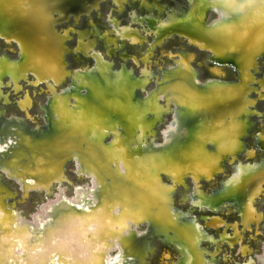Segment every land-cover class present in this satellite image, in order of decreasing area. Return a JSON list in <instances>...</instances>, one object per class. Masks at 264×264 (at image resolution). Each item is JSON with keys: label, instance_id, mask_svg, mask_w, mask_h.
Returning a JSON list of instances; mask_svg holds the SVG:
<instances>
[{"label": "rangeland", "instance_id": "obj_1", "mask_svg": "<svg viewBox=\"0 0 264 264\" xmlns=\"http://www.w3.org/2000/svg\"><path fill=\"white\" fill-rule=\"evenodd\" d=\"M80 1L83 2L82 3L83 8L89 7L90 6L89 3L91 1H92L91 4H93V6L92 8H90L91 9L90 12L81 13V15H79L77 19L74 16L75 12L65 15L60 12L53 11L54 13L52 14V17H50V20L54 22V25L53 27H51L52 29L48 31L49 32L48 34L51 35V40L48 38V36L42 35V33H41L40 39L37 40L36 38L37 37L39 38V36H35L37 35L36 34L37 32L35 31L36 27L32 25L28 28L29 31L24 34V37L25 38L27 37L30 39L34 37L33 40H35V44H36L35 46H37L35 48H38V49H35L34 51H31V52L27 51L26 56L24 55L25 57L23 59V62H24L23 65L27 63L26 64L27 69H25L23 73L15 75L12 72H10L7 68L11 66V63H15L18 61L19 51H21V46H24L23 42H25L26 44V40L24 39L25 40L24 41L22 39L23 40L22 41L20 39V41H18L19 39L17 40L15 38L16 36L15 31L12 33H9V35H6L8 32L6 34L0 32V58H3L5 60V63L3 65L4 67L2 65L0 66V72H1L0 73V84L2 83L0 85V92H1L0 93V117H2V119H0V132H1L0 137L3 135L4 137H6V138L1 137L2 141L0 140V148L2 149H0V155L1 157L3 155L2 158L4 159L5 157L8 158V160H5V163H3V165L0 164V191H1L0 192V207H1L0 213L3 212L1 216L2 219L1 218L0 219L1 221L4 220L2 221L3 223L0 221V229H1L0 230V237H1L0 245L2 243V245L0 246V251L2 252V253L0 252V256H1L0 264H3V263L5 264H35L39 260H41L39 261L40 263L37 262L36 264H42V263L44 264L45 262L46 264H52V263L58 264V262H61L62 264H75L77 262L78 264H80L79 261L80 262L83 261V263L81 262V264H87V263L89 264H132L136 262H138V264H179L181 260H183V256H184V252L186 248L187 250L193 252V254H196V257H195L196 260L192 262L191 264H202V263H207V264L208 263L209 264H264V259H263L264 258V183L261 185L260 192L254 201L253 219L247 224H245L242 221L241 213L238 207L229 200L224 201V203L220 204L216 208L206 207L204 205L198 204L194 200L196 195L198 194H203L204 196H211L214 191L221 189L224 181H228L234 177L238 162H241L244 165L245 164L248 165L249 163H252L253 165L255 163L262 162L264 159V149H261L258 145H256L257 136L259 134L264 135V56L260 57L256 61L254 67L248 68V70L250 69V71L248 72H250V76L252 80L249 81L250 93L246 97V100L252 101V104L249 105V108L253 110V113H252L253 115L249 116L248 121L250 122V127L248 130V134L244 136L243 140H241L240 145L242 149H240V152L238 151L235 156H233L230 153H227V155H225L227 157L222 164V168L220 169V171L216 172L212 177L195 178L192 174H187V175H183L178 178L177 176L172 175L168 171L160 172L158 168L160 167V164L162 163V161L165 160V158L169 157V155L173 156L177 160L183 159L184 157L189 155L187 154L188 152H185V151L180 152L178 149L179 144L177 143L175 139L176 127L178 124H176V127L174 126L173 128L175 111H177L178 108L182 106L181 103L184 102L182 100H185L186 103L196 101L198 105L199 104L203 105L205 102H208V101H216L215 98H213L216 94H210L208 92L204 93L203 90H200L197 94L195 93L191 94L188 89H186L187 91L185 90V87L184 89L182 87H177L174 89L167 88L165 90L171 91V94H173V96L171 95L172 97L170 99L166 98L165 100V98L163 97L165 96L164 94H166L165 90L161 93L160 92L158 93V90L156 88V85L159 79L158 75H159L160 70L162 68H164L165 70L166 69L168 70L172 66H176L179 63L180 65H186L187 63V66L190 67V69L195 72V75L199 83H204L212 79L222 80V81L225 80L224 82H234V83L236 82L237 83L241 80L238 72L235 69H233L229 64H220V63L215 62L211 58L210 49L198 43L191 42L189 39V36L180 34L178 31H175L173 32L172 35L165 37L161 45H158V43L154 41L155 33L149 27L148 18H150L154 26H158V23L166 22L168 19V15H167L168 13H172L174 19L184 18L186 13L182 14V9L185 8L186 6V0H121L120 3H117L114 0H91V1L90 0H80ZM211 1L213 0H200V2L204 4H210ZM70 5H71V2L69 5L66 6V8L68 9ZM217 14H218V11L215 8L210 7L209 9H207L206 12H204V15L201 21L202 26L203 27L207 25L210 26L214 22L215 18L218 16ZM130 29L132 30L131 36L123 35L124 30L129 32ZM17 31L20 32L21 30L17 29ZM52 35L53 37H55L54 38L55 41L56 40L59 41L60 37L64 39L63 46L66 49V52L63 54V57L62 58L56 57L58 59H56L55 61H54L55 55H53L52 60H48L50 56L46 58L47 59L46 60L43 54L42 56L37 57L39 53L36 50H39V49L41 50L43 49V47L45 48V45L47 46L43 50L46 51L47 49V52H49L50 54H52L53 51L57 48V45H55L57 44V42L53 41ZM135 37L136 39H133ZM31 43L33 44V41H31ZM81 43L84 44V46L86 47L85 49H82L79 47ZM187 55H191L192 57L188 61L183 60L182 56H187ZM95 60H98L99 63L101 62L102 65L100 64L99 68L104 67L106 65H109L114 70H117V69L122 70L124 68L125 71L130 72L132 74V77L135 80H137L140 77L145 78L147 81L144 83V85L145 84L146 85L144 87L141 85L135 86L133 83L128 81V79L120 80L115 83H106V84L100 85V82L102 80L99 76L100 72L96 71L95 69L97 68V66L95 67V62H94ZM48 61H51V62L49 63ZM47 63L49 67L47 66ZM56 65H59L61 68H64V70L66 71V74L64 75L65 77L63 76L61 79L56 78V76L54 75V70H55L54 68ZM223 65H226V66H223ZM51 66L53 67L51 68ZM1 67L3 69H1ZM48 68L51 70H48ZM43 70H47V72ZM79 70L82 71L83 74L81 76L78 75L74 77V73L78 72ZM143 73H144V76H142ZM77 77L78 78L81 77V79L78 80ZM119 77H121V74L119 75ZM95 79L97 80V82ZM122 81H124L123 82L124 84L122 83ZM88 82L92 86H90ZM132 85L135 86L136 88V95L142 100H146L149 97V94L153 93V95L156 98L155 100L157 101V104H158V97H159V104H160L159 107H162V108L158 110L157 107L154 108L150 106H145L144 108H142V110L140 109L138 110L139 111V113H137L138 120L136 123L140 124V126H142L143 130L145 131L143 135L141 136V137H144L145 139V141L143 142L145 143V145L142 144L141 146L144 148V150L138 146H136L137 148L133 147V149H131L133 150L134 153L130 150L128 151L125 150L124 152V150L121 151V149H119L120 154L121 153L123 155L125 154L126 157L127 155H129L128 157L130 158H127L126 160L127 161L129 160L130 163L129 161L127 162L126 160H123L124 156L122 155L123 158L119 160L123 164V166L117 168L112 158H110L112 154H107V153H104V151H102V150H105V151L107 150V147H104L105 146L104 140H103L104 138H102V140L99 139L100 142H96L95 144V142L92 139H91V142L86 141L88 138L85 139L83 134L78 135L76 132H79V131L73 132L72 134L67 133V131L69 130L68 128L73 122L68 121V119L66 118H69V116H71L73 111L78 113V114L75 113L76 116L80 115V113H82L85 108V106H82L81 102L86 101V104H87V102H89L88 96L90 94L104 93L101 95L109 97V100L105 102V105L110 109L106 111L105 115H107V113L109 112L108 115L112 117L111 119L114 122L117 119L118 120L121 119V117H122V120H124L123 116L124 117L127 116V118L129 119L131 117L130 114L132 113L133 115V112L130 113L131 111L130 109H132L133 104L131 103H130L131 105H129V103H127L128 105L125 104V102L128 101V99H126L128 97H125V96H127L126 95L127 88L131 87ZM70 86L72 87L77 86L76 87L77 89L74 87L75 91L65 96L64 98H62L61 102L63 104H66L67 102L68 104V105L66 104L67 109L70 108L71 112L69 110H66L67 113L66 111H63L62 114L64 116H62V114L58 113V109L56 107L55 110L47 113L46 107L48 104H50L49 101L52 99V97L54 98V97L63 96L65 91L69 89ZM92 88H94V90ZM88 89H90V91L92 92H90ZM75 96H77L80 99L79 101L80 103L79 105L81 106V107L79 106L80 109L79 107L76 106ZM167 96H170V95L168 94ZM122 97L124 98L125 101L123 100ZM119 100H123V101L121 102ZM57 101L58 102H55V105H57L56 103H60L59 100ZM108 101L109 103H111L110 106H108ZM73 103L75 106H72ZM122 103L125 104V106H122L123 105ZM113 104H116V107H114ZM87 105H89V103ZM125 107L126 109H124ZM152 109H154V111H151ZM156 111L158 112L160 111V112L157 113ZM69 113L70 115L68 116L67 114ZM127 113L128 114L130 113V114L127 115ZM51 114L52 116L53 115L54 116L52 117ZM75 115H72L73 117H70V118L73 119ZM119 115H121V117H119ZM153 116L155 117V119ZM45 117H47V119ZM210 117L213 118V115L211 114ZM52 118L54 121H52ZM76 118L77 117H75V119ZM11 120L12 122H15V123H12ZM141 120L143 122H140ZM226 121L227 119L224 120V122ZM8 123H10L11 126L8 125L10 127L6 128V125ZM52 123L54 125H51ZM14 124L15 126L18 125V127L16 128ZM61 124L62 126H60ZM96 124L97 125L99 124L98 125L100 126L99 128L102 127L101 123L98 122ZM46 125H49V126H46ZM97 125L95 127H98ZM59 126L62 128V130H63V127L65 126L64 130L62 131ZM55 128L57 130H55ZM199 128H200L199 131L198 129L196 130V139L199 140L198 141L199 143L201 142L200 144L202 145L205 153L207 152L211 154L213 157L218 156L220 154L219 148L216 147V145L211 140H207L204 137L208 131V128L205 127L204 125L199 126ZM17 129L21 131L17 132ZM59 129L62 131V133ZM52 130H55L56 133L58 134H56L55 131H52ZM123 131L126 132L127 129L124 128ZM125 132L122 133L121 135L122 138L126 135ZM83 133H85V131H83ZM16 134H18V137ZM31 134H33L34 137ZM54 134L57 136L61 135L60 137L62 138H59L57 136L55 138ZM29 135L32 136V139H29ZM53 135H54V138H53ZM75 136L76 137L79 136V137L75 139L76 142L74 144V142H72L69 137H72L73 139V137L75 138ZM68 138L70 140V141L68 140L69 144L71 143L70 145H72V149L70 145L66 143L68 142L66 141ZM3 139H6V140H3ZM55 139H58V140L54 141ZM30 140L31 142L29 144L28 141ZM44 140L46 141L48 147L42 145L45 143ZM107 140H105L106 145L113 141V140L109 141V139ZM15 142L17 143L16 144L17 148H15V146L13 145L15 144ZM51 142H52V145L50 144ZM63 142L65 143L63 144ZM208 142L210 144H208ZM26 143H28L29 145ZM8 144H12V148H10L11 145H8ZM87 144H89L90 146ZM19 146L20 147L23 146L24 148H20ZM99 146H102V147H100L99 149L98 148ZM4 147L6 148L7 152L4 151L5 150ZM66 147L68 148L65 149ZM79 147H80V150L83 151L84 155H82V153H79L80 151ZM88 147L91 148L89 152L87 151ZM120 147L122 146L119 145L118 148ZM28 148H29V152L31 150V153L35 154L33 155V158L32 156H30L32 154L29 155L28 154L29 152L28 153L26 152L28 151ZM58 148L59 149L62 148L63 150L62 149L58 150ZM94 148L95 150H93ZM8 149L10 150V152ZM32 149L34 150L36 149L35 151L36 153L32 152ZM76 149L78 150V155L81 154V157H78ZM138 149L140 152H138ZM2 151H4L5 153H3ZM13 151H16L18 153H15ZM19 151H21L22 154H19L20 153ZM53 151L55 152L57 151L56 152L57 154L54 153ZM23 152L24 154H27L25 157H24ZM37 152L39 153L37 154ZM126 152L127 153L130 152V153L126 154ZM94 153H95V156L93 155ZM135 153L136 155L139 154L138 155L139 157H137ZM14 154L16 157H14ZM39 154L43 155L44 157L42 156L40 157ZM87 154L88 156H86ZM130 154H132V157ZM145 154H147L146 156L148 157L146 160H145L146 158ZM21 155H23L22 157L24 159L21 157ZM28 155H29V160H28ZM45 156L47 158L46 160H45ZM53 156L54 157L56 156V158H54ZM82 156L84 157L82 158ZM89 156L94 157L96 159L93 158L94 160H91V162L88 163L87 162L88 160L86 159H89L90 158ZM30 157L31 159H34V161L31 160ZM25 158H27V160ZM133 158L135 159L133 160ZM49 159L55 160L56 162L57 161L58 162L55 163L54 165L55 161H53L52 163V161H50ZM23 160L24 161L26 160L25 164ZM35 160L37 161L35 162ZM60 160L63 162L60 163ZM18 161H20V163ZM30 161H33V164L35 165H33ZM45 161H48V162H45ZM26 162L27 164H30L28 166H30L31 168L27 167ZM23 164L26 166L25 169L23 168L24 167ZM39 164L40 165L42 164L40 166L41 168L39 167ZM50 164L52 165L50 166ZM129 164H131V166ZM132 164H135V166L133 167ZM127 165H128V169L126 171ZM55 167L60 168L59 169L60 171L56 170L57 172H54V173L51 172L53 174L52 175L53 178H52L50 171L58 169ZM5 168L6 170H4ZM22 168H23V172H21ZM33 168L34 169L37 168V169L34 170ZM110 168H112L113 171L112 170L110 171L109 170ZM29 170H31L32 172L31 171L29 172ZM41 170H42V173L44 174L40 175ZM47 170L49 172H47ZM102 170H105L104 172L107 171L106 172L107 175H105V173ZM119 170L122 172L120 173ZM29 173L30 174L32 173L31 176L29 175ZM56 173L58 176L56 175ZM118 173L120 174V176L118 175ZM33 174H34V177L32 176ZM48 174H50V176ZM11 175L12 177H9ZM24 175H28L27 178L30 179L31 177V179L28 180L25 176V179H26L25 180ZM54 175H56L57 177ZM108 175H110L109 178H108ZM116 176H119V177H116ZM124 176L127 177V180H125L126 178H124ZM132 176L134 178H131ZM21 177L23 178L22 180H21ZM101 178H103V180H105L106 183L102 182ZM126 181H128L129 183ZM128 185L130 186V188L131 187L132 188L130 189L129 187H127ZM134 185L136 187H134ZM1 186L6 187V189H4V187H1ZM120 187L124 189L123 193H125L127 197L121 193L122 188ZM8 189H10V191ZM126 189H128V191ZM170 190H171L170 204H171L172 214H170L169 211L166 209V206L164 203V201L169 196ZM8 191L10 193L12 191V193L8 195L9 194ZM115 192H116V195L113 194ZM107 195H108V198L106 197ZM117 195H119L120 198L119 197L116 198ZM185 195H187V197ZM110 196L112 197L113 204L116 202L114 199L116 200L118 199L116 204L114 205L112 204ZM121 196L123 197L121 198ZM132 196L136 197L137 203L133 202L135 201L134 200L135 197H132ZM137 198L138 199L142 198L143 202L141 201V203L139 202L138 204V201L140 200H138ZM77 199H78V202H77ZM126 199H129V200H127L126 202L125 201ZM70 201L71 203L68 204V202ZM5 202H6V205H5ZM66 202L72 209L66 204ZM121 202H123L124 206ZM57 203H59V205ZM60 206L62 207L61 211L58 210ZM64 209L66 210L69 209L70 211L69 210L65 211ZM44 211L46 212L44 213ZM68 211H69V214L67 213ZM78 211L79 212L81 211L80 213L82 214H80ZM85 211L87 212L86 215H85L86 213ZM141 211L146 212L147 215L142 221H139L138 215L139 213H141ZM62 212L64 213L62 214ZM123 212L126 214H124ZM56 213L59 216L61 215L60 216L61 218H59L58 215L56 216L55 215ZM88 213L90 214V216H92L91 217L92 220L88 219L90 217ZM111 213L112 214L114 213V215L112 216ZM121 213L124 214V215L122 214L123 217ZM257 213H259V215ZM64 215L69 217V219L66 220L67 217ZM105 215H107V217ZM125 215L129 216V218L124 217ZM3 216L5 218H3ZM57 217H58V220H57ZM62 217L66 221L62 219ZM72 217L74 220L72 219ZM98 217L102 219L100 220ZM112 217H116V219L118 218L120 219L117 221L116 219L114 220V218ZM49 218H50V221L53 220L52 222L53 224L56 221L57 225L54 224L56 229L53 226V224L49 222ZM76 218L78 220H75ZM59 220L60 221L62 220L63 224L61 222L60 224L59 222L57 223V221ZM70 220L74 222H71ZM64 221L66 222V224H64L65 223ZM108 221L109 223L110 221H112V223L116 221L118 224L120 222L119 224L120 227L119 228L116 227L117 223H114L113 226H111L112 223L108 224ZM213 221H216V222H213ZM48 222L49 224H51L52 227L49 225H46L48 224ZM174 223H175V227L176 226L184 227L188 229L187 231L193 232V234H195L194 236H192V240H194V243L187 245L185 249L181 248L180 245H178L177 242H175L171 238V237L176 236L175 233L173 232L175 227H172ZM107 224L110 226H108ZM22 225L25 228H23ZM28 225L31 227V229ZM60 225H62L63 227ZM26 226H28L29 228ZM59 226L62 227L63 230ZM21 227H22V231H24L23 233H21L22 231L19 229ZM69 227L70 229H68ZM106 227L107 229H104ZM166 227L168 228L166 229ZM9 228H11L13 231ZM46 228L48 230H45ZM50 228H52V231L54 230L55 231L49 232ZM158 228H161L160 230L162 234L160 236L156 235V232H158ZM28 229L29 231H27ZM58 229L60 230V233H58ZM114 229H116V231H114ZM61 230L64 231L63 233H65V235L61 234L62 232ZM69 230H72V231H69ZM43 231L44 232L46 231L48 235L44 233ZM18 232L21 233L22 237L19 236ZM42 232L43 234H45V236L42 234ZM55 232L57 233V235ZM95 232L98 234H95ZM34 233H35V236L38 234L36 238L35 236H33ZM52 233L53 235H51ZM120 234L122 236H120ZM67 235H68V238L66 237ZM117 235L120 237H118ZM3 236L5 238H3ZM41 236L45 237V238L42 237V239H45L43 240L45 241L43 242L44 244L42 243V240H40ZM47 236L50 237V240H49V237L47 238ZM52 236H54V239L51 238ZM57 236L64 237V238L60 239ZM15 237H16V240H15ZM11 238L12 239L14 238V240H12ZM18 238L21 241L18 240ZM37 238L39 240H37ZM69 238H72V239H69ZM77 238L78 239L80 238L79 240L82 239V241L77 242L79 241ZM89 238L91 240H89ZM115 238L117 239L115 240ZM6 239H8V241ZM32 239H35V240H32ZM55 239H58L57 241L59 243L56 242ZM48 240L51 242H49ZM63 240L64 242L65 241L66 242L64 243ZM28 241H30L29 242L30 246L28 245ZM36 241L37 243H40V244L38 245ZM67 241L68 243L71 242L69 246L67 245L68 244ZM83 241L85 243H83ZM13 242L16 243L14 244V246H13ZM62 242L64 244L63 246L61 244ZM32 243L34 244L33 248L36 247L35 246V243H36L38 251L40 252L37 251L35 254L34 251H36L37 248H34L32 251L30 249L28 250V248L32 246ZM41 243L43 246L41 245ZM81 243H83V245ZM23 244H25L27 249L26 248L21 249L25 247L23 246ZM80 245L83 246L84 250L82 249V246ZM16 246L17 248L15 250ZM58 246H60L61 248ZM11 247L12 249L14 248L13 250L15 251H13ZM68 247L70 248L68 249ZM64 248L66 249L65 252H63ZM88 248H89V251H88ZM26 250L29 253L33 252L35 255H33V253L28 254ZM47 250L48 251L50 250L51 252H48ZM59 250L63 252V254ZM71 250H72V253H71ZM78 250L80 251L78 252ZM146 250L148 251V253L145 257L142 258L140 255L142 254L143 251L146 252ZM66 251L69 253V255L73 254V256L76 257L77 261L74 260L75 263L72 262L74 257L72 258V255L70 257ZM25 252H27V255H25L26 254ZM54 252L58 255L57 257L59 256L61 257L57 259ZM13 253L14 254L16 253V254L14 255ZM37 253H41V255H37ZM65 253H67V255L70 258L69 257L67 258V256H65L66 255ZM86 253L87 255L85 256ZM131 255L133 256L135 255L134 256L135 258ZM128 257H132L133 259L128 258ZM32 258H35L33 259L34 262ZM11 259H14L15 261L12 260V262L9 263ZM23 259H25L26 262L28 263H26L25 260L23 261ZM83 259L84 260L87 259L86 260L87 263H85ZM69 261L71 263H69ZM181 264H184V261H182Z\"/></svg>", "mask_w": 264, "mask_h": 264}, {"label": "bare ground", "instance_id": "obj_2", "mask_svg": "<svg viewBox=\"0 0 264 264\" xmlns=\"http://www.w3.org/2000/svg\"><path fill=\"white\" fill-rule=\"evenodd\" d=\"M91 1V0H90ZM115 2L117 3H120L121 0H114ZM82 3L80 0H72L71 1V5L70 7H68V9L66 8L67 4H68V1L66 0H0V32L1 33H4L7 34L6 35H9V33H12L15 31L16 33V36L15 38L20 41V39L22 40H26V44L25 42L24 43V46H21V51H19V59L17 62L15 63H11V66L8 67L7 69L12 72L13 74H20V73H23V71L25 69H27L26 67V64H24L23 62V59L24 57L26 56L27 54V51L28 52H31V51H34L35 49H38V48H35L37 46H35V40H33V38H25L24 37V34L27 33L29 31V27L30 26H35V31L37 32L35 36H39V38L37 37L36 39H40V36H41V33L42 35H46L48 36V38L51 40V35L48 34L49 30H51L54 25V22L50 20V17H52V14L57 11V12H60L62 14H70L72 12H75L74 13V16L75 18L77 19L79 17V15H81V13H84V12H90V8H92L93 4L92 1L89 3L90 6L87 7V8H83L82 6ZM210 7H213L215 8L217 11H218V16L215 18L214 22L210 25V26H205L203 27L202 24H201V21H202V18H203V15H204V12H206L207 9H209ZM87 10V11H86ZM54 11V12H53ZM186 13V14H185ZM182 14H185L184 18H181V19H174L173 18V14L172 13H168V19L166 22H161V23H158V26H154L150 20V18H148V24H149V27L154 31L155 33V36H154V41L158 43V45H161V43L164 41V38L167 37V36H170L173 34V32L175 31H178L180 34H184V35H187L189 36V39L191 42L193 43H198L200 45H203L205 47H207L208 49L211 50V58L217 62V63H220V64H229L233 69H235L241 80L239 82H224L222 80H208L204 83H199L198 80H197V77L195 75V72L193 70L190 69V67L187 66V63L186 65H180V63L176 66H172L171 68H169L168 70L162 68L159 72V79H158V83L156 85V88L158 90V93L160 92H163L165 89H174V88H177V87H182L184 89L185 87V90L188 89L189 92L191 94H197L200 90H203L204 93L205 92H208L210 94H216L213 98H215L216 101H208V102H205L203 105L201 104H197L196 101H193V102H190V103H186L185 100H182L184 101L182 104L181 107L178 108L177 111H175V117H174V124H173V128L174 126L176 127V124L177 127H176V141L177 143L179 144H176L178 145V149L179 151H185V152H188L186 157H184L183 159H180V160H177L175 159L173 156L169 155V157L165 158V160L162 161V163L160 164V167L159 168V171L162 172V171H168L169 173H171L172 175L174 176H177L178 178L183 176V175H187V174H192L195 178H209V177H212L216 172L220 171V169L222 168V164L224 162V160L226 159L227 156V153H230L232 154L233 156H235L237 154V152L239 151L240 152V149L241 148V140H243L244 136H246L248 134V130H249V127H250V122L248 121L249 120V116L250 115H253V110L249 108V105L252 104V101L251 100H246V97L249 95L250 93V87H249V81L252 80L251 79V76H250V69L248 70V68H251V67H254L255 66V63L256 61L264 56V0H213L210 2V4H204L202 2H200V0H186V6L185 8L182 9ZM67 17V16H65ZM33 28V27H32ZM17 29H20L21 31H17ZM31 29V28H30ZM40 30V31H38ZM47 30V31H46ZM33 33V32H31ZM131 33H132V30L130 29V31H126L124 30L123 31V35L125 36H131ZM121 36V35H120ZM53 37V35H52ZM137 37V36H136ZM133 38V39H136ZM47 38V37H46ZM55 37H53V41L54 42H57V48L53 51L52 54H50L49 52H47V49L46 51L43 50L46 48L47 45H45V48L43 47V49H39V50H36L39 55H37V57H40L42 56H45V59L48 58L50 56V58L48 60H52L53 58V55H55L54 57V61L58 58L56 57H63V54L66 52V49L64 48L63 46V43H64V39L63 38H59V41H55L54 40ZM42 39V38H41ZM132 39V40H133ZM138 39V38H137ZM22 40V41H23ZM24 40V41H25ZM29 40V41H28ZM12 41V39H11ZM31 41H33V44L31 43ZM46 41V40H44ZM110 41V40H109ZM81 42V41H79ZM47 43V42H46ZM22 45V44H21ZM53 45V44H52ZM152 45V44H151ZM91 46V45H90ZM42 47V46H40ZM80 48L82 49H85L86 47L84 46L83 43H81L79 45ZM153 47V46H152ZM19 48V47H18ZM54 48V47H53ZM45 51V52H44ZM57 51V52H56ZM36 52V53H37ZM35 53V54H36ZM25 55V56H24ZM17 56V57H18ZM36 57V58H37ZM192 56L191 55H187V56H182L183 60H186L188 61ZM47 60V59H46ZM23 62V63H22ZM44 62V61H43ZM49 63L51 61H48ZM95 67L97 66L96 71H99L100 73V78H101V82H100V85L101 84H106V83H115L117 81H120V80H126L128 79V81H130L131 83H133L135 86H145L144 83L147 81L145 78H138L137 80H135L133 77H132V74L130 72H127L125 71V69L123 68L122 70H114L113 68H111L109 65H106L104 67H101L99 68L101 62L99 63L98 60H95ZM5 63V60L3 58H0V66L4 65ZM56 63V62H54ZM190 63V62H189ZM102 65V64H101ZM46 66V64H45ZM47 66L49 67L48 63H47ZM223 66H226V65H223ZM4 67V66H3ZM53 66H51L52 68ZM166 67V66H165ZM1 69H3L1 67ZM47 69V68H46ZM54 75L56 76L57 79H61L65 74H66V71L64 70V68H61L59 65H56L55 68H54ZM48 70H51L48 68ZM45 72H47V70H43ZM68 71V70H67ZM149 71V70H147ZM71 72V71H70ZM1 73V72H0ZM40 73V72H39ZM53 73V71H52ZM83 72L82 71H78L76 73H74V77L75 76H78V75H82ZM121 74V77H119V75ZM52 75V74H51ZM12 76V75H11ZM39 76V75H38ZM54 76V77H55ZM144 76V73L143 75ZM40 77V76H39ZM65 77V76H64ZM213 77V76H212ZM78 78V77H77ZM87 78V77H86ZM92 78V77H91ZM66 79V78H65ZM75 79V78H73ZM81 79L78 78V80ZM93 79V78H92ZM10 80V79H9ZM91 80V79H89ZM96 80V79H95ZM99 80V79H98ZM42 81V80H41ZM72 81V80H71ZM93 81V80H92ZM203 81V80H202ZM73 82V81H72ZM91 82V81H90ZM97 82V80H96ZM124 81H122L123 83ZM126 82V81H125ZM157 82V81H156ZM39 83V82H38ZM86 83V82H85ZM2 84V83H1ZM0 84V85H1ZM88 84L90 85V83L88 82ZM92 84V83H91ZM124 84V83H123ZM122 84V85H123ZM73 85V84H72ZM84 86V85H83ZM92 86V85H90ZM119 86V85H118ZM117 86V87H118ZM130 86V85H129ZM135 86H131L129 88H127V96L125 97H128L126 99H128V101L125 102V104L129 103V105L133 104L132 105V109H130V113L133 112V115L132 113L130 114L131 117L128 119L127 116L124 117L123 114V118L124 120H122V117L121 115H119V117H121V119H117L115 122L111 119L112 117L110 115H105L106 114V111L107 110H110L106 105H105V102L107 100H109V97L108 96H103L101 94H104V93H98V94H90L88 96L89 98V102H87V104L89 103V105L86 104V101H82V106H85L84 110L82 113H80V115H75L76 112H72L71 116L70 113L67 114L69 116V118H66L68 119V121L70 122H73L71 123L70 127L68 128L69 130L67 131V133H70L72 134L73 132H76V131H79V132H76L78 135H82L85 137V139H87L86 141H89L91 142V139L95 142H100V140H102V138H104V147H107V150H102L104 151V153H107V154H112L110 158H112V160L114 161V164L115 166L118 168V167H122L123 164L120 162L119 159L123 158L122 157V153L120 154V151L119 149H121V151L125 150L128 151H132L131 149H133V147L135 148L136 146L138 147H141L142 144L145 145V143H143L145 141L144 137H141L143 135V133L145 132L142 128V126H140V124H137V113H139V109L142 110V108H144L145 106H150V107H154V108H158V110L162 107H159V97H158V104H157V101L155 100V96L153 95V93H150L149 94V97L146 99V100H142L140 99L137 95H136V88ZM75 87V86H74ZM72 87L70 86L69 89H67L65 91V93L63 94V96H59V97H52V99L49 101L50 104L47 105L46 107V112L49 113L53 110L58 109V113L59 114H62L63 111H66V110H71L70 108L67 109V102L66 104H63L61 102V99L64 98L65 96L69 95L70 93H73L75 90V88L77 87ZM86 87V85H85ZM52 88V87H51ZM89 88V86H88ZM148 88V87H147ZM77 89V88H76ZM94 90V88H92ZM141 89V88H139ZM90 91V89H88ZM126 90V89H125ZM187 91V90H186ZM86 92V90H85ZM92 92V91H90ZM150 92V91H149ZM179 92V90H178ZM184 92V91H183ZM1 93V92H0ZM55 93V92H54ZM94 93V92H93ZM165 93L164 94L165 96H163L166 100V98H171L173 96V94H171V91H166L165 90ZM170 96H167L168 94ZM173 93V92H172ZM188 93V92H186ZM141 94V93H140ZM177 94V93H176ZM180 94V93H179ZM172 95V96H171ZM178 95V94H177ZM182 95V94H181ZM190 95V94H188ZM176 96V95H175ZM28 97V96H27ZM86 97V96H85ZM84 97V98H85ZM111 97V96H110ZM118 97V96H116ZM121 97V96H119ZM124 97V96H123ZM122 97V98H123ZM124 97V98H125ZM178 97V96H177ZM87 98V97H86ZM123 98V100H124ZM143 98V97H142ZM162 98V97H161ZM163 98V100H164ZM175 98V97H174ZM182 98V97H181ZM50 99V98H49ZM73 99V98H71ZM70 99V100H71ZM120 99V98H119ZM190 99V98H189ZM197 99V98H196ZM57 100L60 101V103H56L57 105H55V102H58ZM76 100V101H75ZM75 102H76V106L79 107L80 103V99L75 96ZM88 100V99H87ZM123 100H119V101H123ZM21 101V100H20ZM125 101V100H124ZM162 101V99H161ZM181 102V101H180ZM131 103V104H130ZM70 104V102H69ZM123 104V103H122ZM125 104H123L122 106H125ZM111 103H109L108 101V106H110ZM121 105V103H120ZM128 105V104H127ZM72 106H75L74 103L72 104ZM114 107H116V104H113ZM170 106V105H169ZM200 106V107H199ZM81 107V106H80ZM79 107V109H80ZM178 107V105H177ZM21 108V107H20ZM147 108V107H146ZM145 108V109H146ZM73 109V108H72ZM126 109V107L124 108ZM144 109V110H145ZM166 109V108H165ZM177 109V108H176ZM78 110V109H77ZM143 110V111H144ZM164 110V109H163ZM45 111V110H44ZM129 111V110H128ZM147 111V110H146ZM151 111H154V109H152ZM161 111V110H160ZM159 111V112H160ZM165 111V110H164ZM71 112V111H70ZM79 112V111H78ZM125 112V110H124ZM145 112V111H144ZM142 112V113H144ZM157 113H159L158 111H156ZM155 112V113H156ZM44 113V112H43ZM54 113V112H53ZM52 113V114H53ZM67 113V111H66ZM141 113V112H140ZM51 114V116H52ZM78 114V113H76ZM127 113V115H129ZM163 114V113H162ZM213 115V118L210 117V115ZM46 115V114H45ZM57 115V114H55ZM72 115H75L73 119H71L70 117H73ZM146 115V114H145ZM158 115V114H157ZM5 116V115H4ZM54 116V115H53ZM52 116V117H53ZM62 116H64L62 114ZM162 116V115H161ZM16 117V116H15ZM50 117V115H49ZM61 117V115H60ZM67 117V116H66ZM75 117L79 118V119H75ZM154 117V116H153ZM47 119V117H45ZM63 118V117H62ZM114 118V117H113ZM141 118V117H140ZM0 119H2V117H0ZM44 119V118H43ZM45 119V121H46ZM59 119V118H58ZM132 119V120H131ZM155 119V117H154ZM227 119L226 122H224V120ZM13 120V119H12ZM11 120V122H12ZM115 120V119H114ZM121 120V121H120ZM131 120V121H130ZM160 120V119H159ZM16 121V120H14ZM52 121L53 118H52ZM63 121V120H62ZM67 121V120H66ZM21 122V121H20ZM59 122V121H58ZM57 122V123H58ZM101 123L102 124V127L99 128L100 126H98L96 123ZM140 122H143L142 120ZM155 122V121H154ZM160 122V121H159ZM7 123V122H5ZM12 123H15V122H12ZM11 123V124H12ZM54 123V122H53ZM51 124V125H54V124ZM157 123V122H156ZM4 124V123H3ZM17 124V123H16ZM56 124V123H55ZM123 126H122V125ZM10 125V123H8L6 125V128L10 127L8 126ZM13 125V124H12ZM98 126V127H95V126ZM201 125H204L205 127L208 128V131L207 133L205 134V138L207 140H211L215 145L216 147L219 148L220 150V154L216 157H213L211 154L209 153H205L202 145L198 142L199 140L196 139V130L198 129V131L200 130L199 126ZM15 126V124H14ZM13 126V128H14ZM46 126H49V125H46ZM62 126V124L60 125ZM59 126V127H60ZM171 126V125H170ZM5 127V126H4ZM3 127V128H4ZM16 128L18 127L15 126ZM20 127V126H19ZM22 127V126H21ZM54 127V126H53ZM56 127V126H55ZM65 127V126H64ZM64 127H63V130H64ZM196 127V128H195ZM212 127V128H211ZM23 128V127H22ZM39 128V127H38ZM37 128V130H38ZM58 128V127H57ZM126 128L127 131H123V129ZM171 128V127H170ZM205 128V129H207ZM32 129V128H31ZM60 129L62 130V128L60 127ZM59 129V130H60ZM10 130V129H9ZM55 130H57L55 128ZM55 130H52V131H55ZM60 130V131H61ZM62 130V131H63ZM150 130V129H149ZM5 131V130H4ZM16 131V130H15ZM18 131H21V130H18L17 129V132ZM23 131V130H22ZM61 131V133H62ZM83 131H85V133H83ZM8 132V131H7ZM12 132V131H11ZM33 132V130H32ZM37 132V131H36ZM65 132V131H64ZM63 132V133H64ZM125 132V136L122 138L121 135L122 133ZM152 132V131H151ZM206 132V131H205ZM1 133V132H0ZM10 133V132H9ZM20 133V132H19ZM18 133V134H19ZM56 133V131H55ZM60 133V134H61ZM165 133V132H164ZM18 134L17 137H18ZM51 134V133H50ZM48 134V135H50ZM58 134V133H56ZM75 134V133H74ZM152 134V133H151ZM166 134V133H165ZM204 134V133H202ZM3 135V133H2ZM27 135V134H26ZM33 136V134H31ZM55 135V134H54ZM54 135H53V138H54ZM76 135V134H75ZM23 136V134H22ZM32 136L29 135V139H32ZM57 135H55V138H56ZM61 135H58L57 137L59 138H62L60 137ZM73 136V135H72ZM77 136V135H76ZM75 138L73 137H69L71 139L72 142H74L75 144V139L78 138L76 137ZM2 138L4 137L1 136ZM0 137V140L2 139ZM21 137V136H20ZM31 137V138H30ZM34 137V136H33ZM51 137V136H50ZM6 138V137H4ZM69 138L66 140L68 141ZM166 138V137H165ZM200 138V137H199ZM49 139V138H48ZM109 139V141L113 140L111 143L107 144L105 143V140ZM167 139V138H166ZM165 139V140H166ZM3 140H6V139H3ZM19 140V139H18ZM58 139H55L54 141H56ZM2 141V140H1ZM45 141V140H44ZM50 141V140H49ZM48 141V142H49ZM70 141V140H69ZM69 141L66 142L67 144H69ZM108 141V140H107ZM9 142V141H8ZM11 142V141H10ZM14 142V141H13ZM31 140L28 141V143L30 144ZM58 142V141H57ZM210 142V141H209ZM208 142V144H210ZM6 143V142H5ZM12 143V142H11ZM26 143V144H28ZM46 143V141H45ZM44 146H47V143L46 145ZM65 142H63L64 144ZM16 142L15 144H13L16 147ZM25 144V143H24ZM28 144V145H29ZM52 145V142L50 143ZM49 144V145H50ZM55 144V143H54ZM57 144V143H56ZM62 144V145H63ZM71 144V143H70ZM69 144V145H70ZM81 144V143H80ZM92 144V143H91ZM94 144V143H93ZM3 145V144H2ZM8 145H11L10 148H12V144H8ZM7 145V146H8ZM61 145V144H60ZM66 145V144H65ZM77 145V144H76ZM89 145V144H87ZM100 145V144H99ZM120 146V148H118ZM163 145V144H162ZM207 145V144H206ZM256 145H258L261 149H264V135L263 134H259L256 138ZM6 146V147H7ZM24 146V145H23ZM20 147V148H24V147ZM26 146V145H25ZM43 146V147H44ZM90 146V145H89ZM93 146V145H92ZM91 146V148H92ZM3 147V146H1ZM35 147V146H34ZM41 147V146H40ZM48 147V146H47ZM57 147V146H56ZM55 147V148H56ZM71 149H72V145H70ZM76 147V146H74ZM81 147V146H80ZM80 147H79V150H80ZM86 147V146H84ZM83 147V148H84ZM97 147V146H96ZM100 147L102 146H99L98 148L100 149ZM103 147V148H104ZM111 147V148H110ZM8 148V147H7ZM30 148V147H29ZM29 148H28V151H26L27 153L29 152ZM32 148V147H31ZM46 148V147H45ZM63 148V147H62ZM60 148V149H62ZM68 147H66L65 149H67ZM82 148V147H81ZM91 148H87V151L89 152ZM102 148V149H103ZM137 148V147H136ZM143 150L144 148L141 147ZM148 148V147H147ZM150 148V147H149ZM2 149V148H0ZM4 151H6V148L4 147ZM57 149V148H56ZM58 148V150H60ZM78 149V148H77ZM76 149L77 151V155H78V150ZM89 149V150H88ZM9 150V149H8ZM27 150V148H26ZM34 149H32V152H35L36 149L33 151ZM54 150V149H52ZM57 150V151H58ZM63 150V149H62ZM95 150V148L93 149ZM135 150V149H134ZM141 150V149H140ZM4 151H2L3 153H5ZM23 151V150H22ZM51 151V150H50ZM56 151V152H57ZM81 151V150H80ZM79 153H82L83 154V151H81ZM86 151V152H87ZM97 151V150H96ZM101 151V150H100ZM212 151V150H211ZM217 151V150H216ZM10 152V150H9ZM15 153H18L16 151H13ZM20 153L19 154H22L21 151H19ZM54 153H56L55 151H53ZM68 152V151H67ZM85 152V150H84ZM138 152L139 149H138ZM215 152V151H214ZM36 153V152H35ZM39 152H37L38 154ZM51 153V152H50ZM49 153V154H50ZM66 153V152H65ZM70 153V152H69ZM73 153V151H72ZM71 153V154H72ZM97 153V152H96ZM130 153V152H128ZM126 152V154H128ZM134 153V152H133ZM201 153V155H200ZM252 153V152H251ZM24 154V152H23ZM29 155L32 154L31 153V150L30 152L28 153ZM57 154V153H56ZM76 154V153H75ZM89 154V153H88ZM88 154L86 156H88ZM102 154V153H101ZM27 154H24V157L26 156ZM29 155H28V160H29ZM33 155H35L34 153L30 156H32L33 158ZM40 155V154H39ZM48 155V154H47ZM90 155V154H89ZM95 156V153L93 154ZM131 157H132V154H130ZM136 155V153H135ZM134 155V157H135ZM139 155V154H138ZM138 155H136L137 157H139ZM142 155V154H141ZM147 154H145L146 156ZM159 155V154H157ZM23 155H21L22 157ZM44 157L43 155H40V157ZM49 156V155H48ZM52 156V155H51ZM50 156V158H51ZM124 156V159L123 160H126L127 158H130L128 157L129 155H127V157L125 156V154L123 155ZM149 156V155H148ZM184 156V155H183ZM3 157V155H2ZM1 155H0V164L3 165V163H5V160H8V158L5 157L2 158ZM14 157L15 154H14ZM20 157V158H21ZM39 157V156H38ZM37 157V158H38ZM54 157V156H53ZM59 157V156H58ZM78 157H81V154L78 155ZM84 156H82L83 158ZM90 157V156H89ZM88 157V158H89ZM126 157V158H125ZM141 157V156H140ZM23 158V157H22ZM56 158V156L54 157ZM86 158V157H85ZM84 158V160H85ZM94 157H90L89 159H86L88 160L87 162L90 163L91 160H94L96 158ZM148 157L146 156L145 160L147 159ZM153 158V157H151ZM150 158V159H151ZM263 158V157H262ZM15 159V158H14ZM24 159V158H23ZM27 160V158H25ZM31 159V157H30ZM46 156H45V160H46ZM53 159V158H52ZM135 158H133L134 160ZM16 160V159H15ZM25 160V161H26ZM34 161V159H31ZM39 160V159H38ZM41 160V159H40ZM44 160V158H43ZM50 160V159H49ZM48 160V161H49ZM82 160V159H81ZM85 160V162H86ZM101 160V159H100ZM152 160V159H151ZM24 161V160H23ZM25 161H24V164H25ZM33 161H30L32 164H33ZM37 160H35L36 162ZM48 161H45V162H48ZM52 161H55V160H50ZM76 161V159H75ZM99 161V160H98ZM112 161V162H113ZM127 161V160H126ZM129 161V160H128ZM127 161V162H128ZM138 161V160H137ZM20 163V161H18ZM29 162V161H28ZM34 162V163H35ZM43 162V163H45ZM58 162V161H57ZM56 161L54 162V165L55 163H57ZM63 162L60 160V163ZM257 162V161H256ZM38 163V162H37ZM36 163V164H37ZM51 163V162H50ZM96 163V162H95ZM130 163V161H129ZM134 163V162H132ZM23 164V168L25 169V165ZM128 164V163H127ZM142 164V163H141ZM145 164V163H144ZM1 165V166H2ZM26 165L27 167H30L28 165L30 164H27L26 162ZM35 165V164H33ZM42 165V164H41ZM39 164V167L41 166ZM48 165V163H47ZM45 165V166H47ZM52 164H50L51 166ZM53 165V166H54ZM131 166V164H129ZM133 167L135 166V164H132ZM5 166V165H4ZM38 166V165H37ZM44 166V165H43ZM52 166V167H53ZM57 166V165H56ZM60 166V165H59ZM86 166V165H85ZM126 166V165H125ZM129 166V168H130ZM36 167V166H35ZM49 167V166H47ZM23 168H22V171L23 172ZM31 168V167H30ZM41 168V167H40ZM55 168H58V167H55ZM53 168V169H55ZM114 168V167H113ZM136 168V167H135ZM142 168V167H141ZM2 169V168H1ZM29 169V168H28ZM26 169V170H28ZM34 169V168H33ZM37 169V168H35ZM34 169V170H35ZM60 168L58 169H55V170H52L50 171V174L51 176L53 175L51 172H57L56 170H59ZM120 169V168H119ZM128 169V165L126 167V171ZM144 169V168H143ZM6 170V168L4 169ZM25 170V171H26ZM110 171L112 170V168L109 169ZM132 170V169H131ZM140 170V169H139ZM31 170H29L30 172ZM60 171V170H59ZM103 172L105 170H102ZM113 171V170H112ZM120 171V170H119ZM129 171V170H128ZM32 172V171H31ZM40 172V171H38ZM44 172V171H43ZM47 172H49L47 170ZM46 172V174H47ZM107 172V171H106ZM105 173V175H107V173ZM122 171H120L121 173ZM25 173V172H24ZM23 173V174H24ZM125 173V172H124ZM7 174V173H6ZM26 174V173H25ZM28 174V172H27ZM32 174V173H31ZM31 174L29 173V175L31 176ZM35 174V173H34ZM34 174L32 175L34 177ZM38 174V173H37ZM41 174H44L42 173V170L40 172V175ZM50 174H48L50 176ZM60 174V173H59ZM101 174V173H99ZM98 174V175H99ZM123 174V173H122ZM13 175V174H12ZM9 176V177H12ZM57 175V173H56ZM54 175V176H56ZM118 175L120 176V174L118 173ZM130 175V174H129ZM25 176L26 178L28 177V175H24V179H25ZM48 176V177H49ZM58 176V175H57ZM56 176V177H57ZM60 176V175H59ZM104 176V175H103ZM119 176H116V177H119ZM126 176V175H125ZM125 180H127V177ZM55 177V178H56ZM110 177V175H108V178ZM112 177V176H111ZM115 177V178H116ZM232 177V176H231ZM16 178V177H15ZM20 178V177H19ZM38 178V176H37ZM50 178V177H49ZM53 178V176H52ZM59 178V177H58ZM92 178V177H91ZM113 178V177H112ZM121 178V177H120ZM131 178H134L133 176ZM130 178V179H131ZM23 178L21 177V180ZM28 179V178H27ZM31 179V177H30ZM28 179V180H30ZM26 180V179H25ZM38 180V179H37ZM94 180V179H93ZM92 180V181H93ZM102 182H105V180H103V178H101ZM164 180V179H163ZM34 181V179H33ZM135 181V180H133ZM132 181V182H133ZM31 182V181H29ZM101 182V181H99ZM98 182V183H99ZM128 182V181H126ZM167 182V181H166ZM4 183V182H3ZM106 183V182H105ZM129 183V182H128ZM264 183V159L262 162L260 163H255L252 165V163H249L248 165H244L242 164L241 162H238V165L236 166V170H235V174H234V177L228 181H224L223 184H222V188L219 189V190H216L213 192V194L211 196H204L203 194H198L196 195L195 197V201L198 203V204H201V205H204L206 207H211V208H216L218 207L220 204L224 203V201H231L233 204H235L238 209L240 210V213H241V218H242V221L247 224L249 223L252 219H253V205H254V201H255V198L258 196L259 192H260V189H261V185ZM95 184V183H94ZM101 184V183H100ZM125 184V182H124ZM131 184V182H130ZM133 184V183H132ZM170 184V183H169ZM137 185V184H136ZM95 186V185H94ZM106 186V185H105ZM123 186V184H122ZM132 186V185H131ZM139 186V185H138ZM1 187H4V186H1ZM98 187V186H97ZM112 187V185H111ZM126 187V186H125ZM127 187L130 188V186L128 185ZM134 187H136L134 185ZM133 187V188H134ZM122 188V187H120ZM124 188V186H123ZM122 188V194L125 195V193H123V189ZM128 188V189H129ZM132 188V187H131ZM130 188V189H131ZM139 188V187H138ZM2 189V188H1ZM4 189H6V187H4ZM85 189V188H84ZM92 189V188H90ZM128 189H126L128 191ZM129 189V190H130ZM10 191V189H8ZM111 190V189H110ZM198 190V189H197ZM8 191V192H9ZM93 191V190H91ZM1 192V191H0ZM4 192V191H2ZM7 192V191H6ZM87 192V191H86ZM117 192V191H116ZM116 192L113 193L114 195H116ZM125 192V191H124ZM134 192V190H133ZM12 193V191H11ZM9 192L8 195L11 194ZM23 193V192H22ZM127 193V192H126ZM139 193V192H138ZM200 193V192H199ZM3 194V193H2ZM111 194V193H110ZM128 194V193H127ZM4 195V194H3ZM112 195V196H114ZM126 196V195H125ZM187 197V195H185ZM77 197V195H76ZM75 197V198H76ZM108 198V195L106 196ZM105 197V198H106ZM119 195H117L116 198H118ZM123 196H121L122 198ZM127 197V196H126ZM132 197H135V196H132ZM138 197V195H137ZM142 197V196H141ZM170 197H171V190L169 191V196L167 197V199L164 201L165 203V206H166V209L169 211L170 214H172V209H171V204H170ZM185 197V198H186ZM191 197V196H190ZM25 198V197H24ZM57 198V197H56ZM84 198V197H83ZM111 198V202H112V197L110 196ZM120 198V197H119ZM140 198V197H139ZM10 199V198H9ZM66 199V198H65ZM64 199V200H65ZM114 199V198H113ZM125 199V198H124ZM134 199V198H133ZM132 199V200H133ZM138 199V198H137ZM191 199V198H190ZM69 200V199H68ZM116 202L117 200L114 199ZM121 200V199H120ZM127 200L129 199H126L125 201L127 202ZM135 201L133 202H136V197L134 199ZM140 201H138V204L139 202L141 203V201L143 202V199H138ZM50 201V200H49ZM73 201V200H72ZM80 201V200H79ZM159 201V199H158ZM9 202V201H7ZM77 202H78V199H77ZM83 202V201H82ZM93 202V201H92ZM96 202V201H95ZM116 202L114 204H116ZM125 202V203H126ZM129 202V201H128ZM71 203L68 202V204ZM75 203V202H73ZM123 204V202H121ZM132 203V202H131ZM137 203V202H136ZM195 203V202H193ZM48 204V203H47ZM59 205V203H57ZM64 204V203H63ZM61 204V205H63ZM67 204V202H66ZM67 204V205H68ZM104 204V203H103ZM108 204V203H107ZM113 204V202H112ZM113 204V205H114ZM143 204V203H142ZM5 205H6V202H5ZM50 205V204H49ZM71 205V204H70ZM76 205V204H75ZM80 205V204H78ZM82 205V204H81ZM127 205V204H126ZM9 206V205H8ZM69 206V205H68ZM86 206V205H85ZM107 206V205H106ZM119 206V205H118ZM121 206V205H120ZM124 206V204H123ZM7 207V206H6ZM70 207V206H69ZM1 208V207H0ZM49 208V207H48ZM47 208V210H48ZM61 208V209H60ZM60 208H58L59 211L62 210V207L60 206ZM67 208V207H66ZM71 208V207H70ZM77 208V207H76ZM75 208V209H76ZM82 208V207H81ZM92 208V207H91ZM105 208V206H104ZM108 208V207H107ZM6 209V208H5ZM9 209V208H8ZM72 209V208H71ZM74 209V210H75ZM100 209V208H99ZM4 210V209H3ZM7 210V209H6ZM45 210V209H44ZM57 210V209H56ZM57 210V211H58ZM65 211L69 210V209H64ZM79 210V209H78ZM126 210V209H125ZM124 210V211H125ZM256 210V209H255ZM1 211V210H0ZM70 211V210H69ZM69 211L67 212L69 214ZM76 211V210H75ZM87 211V210H86ZM85 211V212H86ZM102 211V210H101ZM127 211V210H126ZM46 211H44L45 213ZM56 212V211H55ZM74 212V211H73ZM71 212V213H73ZM79 212V211H78ZM77 212V213H78ZM81 212V211H80ZM79 212V213H80ZM84 212V213H85ZM119 212V211H118ZM256 212V211H255ZM3 213V212H2ZM2 213H0V218L2 219ZM6 213V212H5ZM53 213V212H52ZM64 212H62L63 214ZM124 213V212H123ZM121 213V215L123 214ZM12 214V213H11ZM15 214V213H14ZM42 214V213H41ZM47 214V213H46ZM60 214V213H59ZM67 214V215H68ZM82 214V213H80ZM87 214V212L85 213V215ZM89 214V213H88ZM98 214V213H97ZM105 214V212H104ZM103 214V215H104ZM112 214V213H111ZM116 214V213H115ZM126 214V213H124ZM123 214V215H124ZM259 215V213H257ZM56 216L58 215L57 213L55 214ZM110 215V214H109ZM114 215V213L112 214V216ZM122 215V217H123ZM128 215V214H127ZM125 215L124 217H128ZM146 212H143L141 211V213H139L138 215V220L139 221H142L145 217H146ZM7 216V215H6ZM10 216V215H9ZM41 216V215H40ZM54 216V217H56ZM59 216V215H58ZM61 216V215H60ZM59 216V218H61ZM66 216V215H64ZM74 216V215H73ZM81 216V215H80ZM90 216V214H89ZM107 217V215H105ZM120 216V215H118ZM185 216V215H184ZM187 216V215H186ZM15 217V216H13ZM37 217V216H35ZM67 217V216H66ZM75 217V216H74ZM92 216H90L88 219L92 220L91 218ZM97 217V215H96ZM95 217V218H96ZM104 217V216H102ZM117 217V216H116ZM116 217H112L114 218V220L116 219ZM260 217V216H259ZM3 218H5L3 216ZM99 218V217H98ZM97 218V220H98ZM111 218V216H110ZM0 219V221H1ZM35 219V218H34ZM52 219V218H51ZM62 219H64L62 217ZM69 217L66 218V220H68ZM71 219V217H70ZM73 219V217H72ZM100 219V218H99ZM102 219V218H101ZM100 219V220H101ZM120 218L116 219L117 221L119 220ZM214 219V218H213ZM216 219V218H215ZM258 219V218H257ZM37 220V219H36ZM57 220H58V217H57ZM65 220V219H64ZM65 220V221H66ZM74 220V219H73ZM75 220H78L77 218ZM105 220V219H104ZM103 220V221H104ZM112 220V219H111ZM4 221V220H2ZM1 221V222H2ZM35 221V220H34ZM55 221V220H54ZM64 221V222H65ZM71 221V220H70ZM86 221V220H85ZM259 221V220H258ZM24 222V221H23ZM31 222V221H30ZM36 222V221H35ZM49 222L51 224H53V220L50 221V218H49ZM46 224V225H49L51 226V224ZM60 222L62 223L63 221L59 220L57 221V223ZM71 222H74V221H71ZM89 222V221H88ZM87 222V223H88ZM97 222V221H96ZM102 222V221H101ZM107 222V221H105ZM114 222V221H113ZM213 222H216V221H213ZM3 223V222H2ZM6 223V221H5ZM10 223V222H9ZM7 223V224H9ZM27 223V222H26ZM29 223V222H28ZM90 223V222H89ZM88 223V224H89ZM104 223V222H103ZM110 223H112V221H110ZM109 221H108V224H110ZM114 223H117L116 221ZM111 226H113V224ZM16 224V223H15ZM20 224V223H19ZM39 224V223H38ZM55 225L56 224V221L54 222ZM53 224V226H54ZM63 224V223H62ZM66 224V222L64 223ZM105 224V223H104ZM107 224V225H108ZM120 224V222H119ZM117 223V228L120 227ZM212 224V223H211ZM31 225V224H30ZM33 225V223H32ZM90 225V224H89ZM116 225V224H115ZM130 225V224H129ZM168 225V223H167ZM244 225V224H243ZM5 226V225H4ZM9 226V225H8ZM15 226V225H14ZM19 226V225H18ZM17 226V227H18ZM29 226V225H28ZM26 226V227H28ZM62 226V225H60ZM59 226V227H60ZM67 226V225H65ZM88 226V225H87ZM110 226V225H108ZM107 226V227H108ZM248 226V225H247ZM3 227V225H2ZM23 228H25L23 225H22ZM22 227L19 228L21 231H22ZM30 227V226H29ZM28 227V228H29ZM40 227V226H39ZM47 227V226H46ZM52 227V226H51ZM55 227V226H54ZM63 227V226H62ZM60 227V228H62ZM104 228V229H107ZM172 227H175V223L173 224ZM195 227V226H194ZM33 228V226H32ZM38 228V227H37ZM45 228V227H43ZM49 228V227H48ZM59 228V229H60ZM103 228V227H102ZM110 228V227H109ZM115 228V227H114ZM168 227H166L167 229ZM171 228V227H170ZM11 229V228H9ZM15 229V228H14ZM31 229V227H30ZM56 229V227H55ZM58 229V233H60V230ZM70 229V227L68 228ZM101 229V228H100ZM142 229V228H141ZM161 228H158V232H156V235L160 236L162 234ZM172 229V228H171ZM201 229V228H200ZM1 230V229H0ZM12 230V229H11ZM17 230V229H16ZM36 230V229H35ZM45 230H48L47 228ZM54 230V229H53ZM63 230V228H62ZM61 230V231H62ZM102 230V229H101ZM135 230V229H134ZM188 229L184 228V227H178L176 226L174 228V233H175V237H171L175 242H177L178 245H180L181 248L185 249L187 247V245L189 244H192L194 243V240H192V236H194L195 234H193V232H189L187 231ZM4 231V230H2ZM13 231V230H12ZM29 231V229L27 230ZM33 231V230H32ZM54 232L52 231V228L49 229V232ZM69 231H72V230H69ZM74 231V229H73ZM114 231H116V229H114ZM122 231V230H121ZM196 231V230H195ZM24 231H22L21 233H23ZM41 232V231H40ZM44 232V231H43ZM42 232V234H43ZM48 232V231H47ZM64 231L61 232V234H64L63 233ZM68 232V231H67ZM66 232V233H67ZM98 232V231H96ZM95 234H98L96 233ZM105 232V231H104ZM107 232V231H106ZM201 232V230H200ZM13 233V232H11ZM16 233V232H15ZM21 233L18 232L19 236L22 237ZM46 233V231L44 232ZM56 233V232H55ZM72 233V232H71ZM77 233V232H76ZM75 233V234H76ZM92 233V232H91ZM101 233V231H100ZM103 233V232H102ZM133 233V232H132ZM10 234V233H9ZM26 234V233H25ZM47 234V233H46ZM38 235V234H37ZM37 235L35 236V233L33 236H35V238L37 237ZM45 236V234H43ZM48 235V234H47ZM53 235V233L51 234ZM50 235V236H51ZM57 235V233H56ZM60 235V234H59ZM71 235V234H70ZM73 235V234H72ZM93 235V234H92ZM109 235V234H108ZM126 235V234H124ZM130 235V234H129ZM13 236V235H12ZM18 236V237H19ZM24 236V234H23ZM32 236V237H33ZM55 236V235H54ZM54 236H52L51 238L54 239ZM90 236V235H89ZM103 236V235H102ZM106 236V235H104ZM118 236V235H117ZM120 236H122L120 234ZM118 236V237H120ZM180 236V237H179ZM29 237V236H27ZM43 236H41V239L42 240V243L45 242L43 240L45 239H42ZM49 236H47L48 238ZM59 237V236H57ZM56 237V238H57ZM68 238V235L66 236ZM70 237V236H69ZM79 237V236H78ZM99 237V236H97ZM101 237V235H100ZM1 238V237H0ZM3 238H5L3 236ZM45 238V237H43ZM60 239L64 238V237H59ZM84 238V237H83ZM108 238V237H107ZM126 238V237H125ZM124 238V239H125ZM208 238V237H207ZM12 239V238H11ZM22 239V238H21ZM69 239H72V238H69ZM78 239V238H77ZM80 239V238H79ZM78 239V240H79ZM117 238H115L116 240ZM8 241V239H6ZM14 240V238L12 239ZM15 240H16V237H15ZM18 240H20L18 238ZM32 240H35V239H32ZM37 240H39L37 238ZM49 240H50V237H49ZM48 240V241H49ZM58 239H55L56 242ZM85 240V239H84ZM89 240H91L89 238ZM1 241V240H0ZM3 241V240H2ZM21 241V240H20ZM31 241V240H30ZM28 241V245H29V242ZM47 241V239H46ZM53 241V240H52ZM62 241V240H61ZM71 241V240H70ZM82 241L79 240L77 242H80ZM86 241V240H85ZM100 241V240H99ZM106 241V240H105ZM108 241V240H107ZM119 241V240H117ZM5 242V241H4ZM19 242V241H18ZM35 242V241H33ZM51 242V241H49ZM64 242V240H63ZM63 242L61 243L62 246L64 245ZM66 242V241H65ZM64 242V243H65ZM73 242V241H72ZM87 242V241H86ZM111 242V241H109ZM116 242V241H115ZM202 242V241H201ZM12 243V242H11ZM20 243V242H19ZM23 243V242H21ZM37 243V241H36ZM35 243V246L34 248H37V245ZM41 243V245H42ZM47 243V242H46ZM59 243V242H58ZM68 243V241H67ZM66 243V244H67ZM71 243V242H70ZM68 243L67 245L69 246ZM76 243V242H75ZM83 243H85L83 241ZM83 243H81L83 245ZM88 243V242H87ZM4 244V243H3ZM8 244V243H7ZM14 244H16L15 242H13V246ZM38 245L40 243H37ZM44 244V243H43ZM49 244V243H48ZM47 244V245H48ZM57 244V243H55ZM73 244V243H72ZM89 244V243H88ZM2 245V243H1ZM0 245V246H1ZM10 245V244H9ZM8 245V246H9ZM33 243H32V249L31 247L28 248V250L30 249L31 251L34 249L33 248ZM54 245V244H52ZM74 245V244H73ZM77 245V244H76ZM80 245V246H82ZM86 245V244H85ZM177 245V246H178ZM12 246V247H13ZM22 246V245H21ZM23 246H25V244H23ZM43 246V245H42ZM46 246V245H45ZM57 246V245H56ZM75 246V245H74ZM90 246V245H89ZM11 247V249H12ZM39 247V246H38ZM52 247V246H51ZM54 247V246H53ZM60 247V246H58ZM57 247V248H58ZM66 247V245H65ZM76 247V246H75ZM78 247V246H77ZM118 247V246H117ZM179 247V248H180ZM17 246L15 247V250H16ZM26 248L23 247L21 249H24ZM49 248V247H47ZM61 248V247H60ZM70 247H68L69 249ZM110 248V247H109ZM113 248V247H112ZM136 248V247H135ZM134 248V249H135ZM138 248V247H137ZM3 249V247H2ZM10 249V250H11ZM14 249V248H13ZM12 249V250H13ZM27 249V248H26ZM44 249V248H43ZM46 249V248H45ZM73 249V248H72ZM82 249H83V246H82ZM118 249V248H117ZM13 250V251H15ZM40 250V248H39ZM54 250V249H53ZM58 250V249H57ZM56 250V251H57ZM65 252V248L63 249ZM84 250V249H83ZM113 250V249H112ZM129 250V249H128ZM7 251V250H6ZM23 251V250H22ZM27 251V250H26ZM30 251V252H31ZM38 251V248L35 252ZM42 251V249H41ZM46 251V250H44ZM43 251V252H44ZM48 251V250H47ZM60 251V250H59ZM58 251V252H59ZM74 251V250H73ZM80 250H78L79 252ZM88 251H89V248H88ZM109 251V250H108ZM130 251V250H129ZM133 251V250H132ZM1 252V251H0ZM4 252V250H3ZM20 252V250H19ZM24 252V251H23ZM22 252V253H23ZM28 252V251H27ZM27 252H25L24 254L27 255ZM40 252V251H38ZM48 252H51L50 250ZM57 252V253H58ZM61 252V251H60ZM63 252H61L63 254ZM67 252V251H66ZM70 252V250H69ZM77 252V251H76ZM122 252V251H121ZM120 252V253H121ZM2 253V252H1ZM9 253V252H8ZM33 253V252H32ZM32 253H29L28 254H32ZM42 253V252H41ZM41 253H37V255H41ZM47 253V252H46ZM55 253V252H54ZM53 253V254H54ZM68 253V252H67ZM67 253H65L64 255L67 256V258L71 255H72V258L74 257V259L72 260L73 263L74 260L77 261L76 257L73 256V254L67 255ZM71 253H72V250H71ZM81 253V252H80ZM83 253V252H82ZM88 253V252H87ZM87 253L85 254V256L87 255ZM134 253V252H133ZM140 253V251H139ZM148 251L146 250V252H142V254L140 255L142 258L145 257L147 255ZM199 253V252H198ZM12 254V253H11ZM14 254V253H13ZM16 254V253H15ZM14 254V255H15ZM33 253V255H35ZM127 254V253H126ZM202 254V253H201ZM51 255V254H50ZM56 257L58 256L56 253H55ZM137 255V254H136ZM10 256V254H9ZM13 256V255H12ZM11 256V257H12ZM30 256V255H29ZM46 256V255H45ZM77 256V255H76ZM128 256V255H127ZM126 256V257H127ZM130 256V255H129ZM133 256V255H131ZM135 256V255H134ZM133 256V257H134ZM1 257V256H0ZM34 257V256H33ZM38 257V256H37ZM42 257V256H40ZM61 257V256H59ZM57 257V259L59 258ZM63 257V256H62ZM69 257V258H70ZM88 257V256H87ZM196 254H193V252L187 250V248L185 249V252H184V256H183V260H181V262L179 264L182 263V261H184V264H191L192 262H194L196 260ZM14 258V257H13ZM36 258V256H35ZM35 258H32L35 259ZM78 258V257H77ZM81 258V257H80ZM128 258H132V257H128ZM135 258V257H134ZM205 258V257H204ZM38 259V258H37ZM43 259V258H42ZM61 259V258H60ZM133 259V258H132ZM264 259V258H263ZM13 261H15L14 259H11V261L9 263H11ZM25 259H23L24 261ZM49 260V259H47ZM63 260V259H62ZM68 260V259H67ZM84 260V259H83ZM87 260V259H86ZM85 261V263H87ZM106 260V258H105ZM104 260V261H105ZM262 260V259H261ZM19 261V260H18ZM41 261V260H39ZM39 261H37L38 263H40ZM71 261V260H70ZM69 261V263H71ZM79 261V260H78ZM26 262V260H25ZM32 262V261H31ZM34 262V260H33ZM32 262V263H33ZM36 262V263H37ZM83 263V261H81ZM81 262L79 261V263L81 264ZM97 262V261H96ZM101 262V261H100ZM211 262V261H210ZM28 263V262H26ZM35 263V264H36ZM42 263V262H41ZM77 263V262H76ZM75 263V264H76ZM106 263V262H105ZM108 263V262H107ZM5 264V263H3ZM43 264V263H42ZM46 264V262L44 263ZM53 264V263H52ZM58 264H62L61 262H58ZM78 264V263H77ZM89 264V263H87ZM132 264H138V262L136 263H132ZM202 264H207V263H202ZM209 264V263H208Z\"/></svg>", "mask_w": 264, "mask_h": 264}, {"label": "water", "instance_id": "obj_3", "mask_svg": "<svg viewBox=\"0 0 264 264\" xmlns=\"http://www.w3.org/2000/svg\"><path fill=\"white\" fill-rule=\"evenodd\" d=\"M66 1H68V4H67V5H69V4H70V2H71L72 0H66Z\"/></svg>", "mask_w": 264, "mask_h": 264}]
</instances>
